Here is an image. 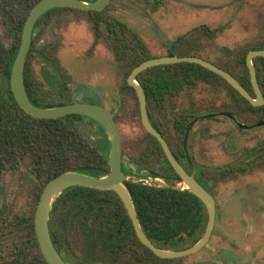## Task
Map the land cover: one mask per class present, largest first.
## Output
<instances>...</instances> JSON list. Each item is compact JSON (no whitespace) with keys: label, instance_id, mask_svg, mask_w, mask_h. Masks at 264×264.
<instances>
[{"label":"rangeland","instance_id":"obj_1","mask_svg":"<svg viewBox=\"0 0 264 264\" xmlns=\"http://www.w3.org/2000/svg\"><path fill=\"white\" fill-rule=\"evenodd\" d=\"M155 2L113 0L107 7L109 15L125 21L139 33L151 56L164 55L168 42L193 30L197 57L209 58L238 75L244 70L243 62L250 44L256 40L264 44V0H160L159 8ZM21 14L24 15L23 12ZM203 25L211 30H221L210 36ZM235 30H241L242 35L239 37ZM34 34L30 67L41 96L45 99L53 96L58 100L54 95H60L51 90L53 88L43 78L45 62L40 53H44L60 63L65 97L78 101L87 99L88 94L83 91L90 85L100 99L88 98L89 101L114 111L122 135L125 160L133 159L142 167L156 170L162 160L153 161L152 157H158L157 153L148 157L146 146L154 145V141L142 124L136 94L125 87L130 66L116 58L106 33L96 40L88 14L57 10L41 20ZM0 35L6 45L12 44L14 36L1 12ZM190 41L192 47L195 46V40ZM185 49H174L173 52L187 55L195 50ZM237 109L231 89L219 81L214 84L199 81L192 91L169 98L164 109L159 105L150 107L153 118L163 125L177 146L181 143V135L177 134L175 126L182 119L179 114L238 111L239 121L249 125L257 121L251 112ZM84 124L88 133L98 129L88 119ZM80 129L83 132L82 126ZM189 148L195 163L213 178L221 168L249 160L248 151L256 149L258 154L264 153V126L242 130L223 115L216 119L205 118L192 129ZM153 183L185 187L178 181ZM40 186L41 180L35 178L33 161L27 155L17 168H8L0 175L1 208L9 213L28 211L32 192ZM212 189L217 218L211 240L201 251L183 257L175 264H264V164L244 174L218 177Z\"/></svg>","mask_w":264,"mask_h":264},{"label":"trees","instance_id":"obj_2","mask_svg":"<svg viewBox=\"0 0 264 264\" xmlns=\"http://www.w3.org/2000/svg\"><path fill=\"white\" fill-rule=\"evenodd\" d=\"M39 1L0 0V12L14 36L12 44L6 45L0 35V175L8 168H17L21 160L29 155L33 161V174L36 179L41 180L40 188L32 192L28 211L9 213L0 206V264H49L40 248L35 228V214L41 194L51 179L68 170L97 177L110 171V142L102 125L94 119L77 114L56 119L33 117L21 108L12 92L11 73L21 45L25 21ZM57 10H73L88 14L96 40L101 39L106 31L111 34L110 45L116 58L129 64V74L136 66L152 57L139 35L106 11L54 8L39 20ZM205 29L210 32L209 28ZM34 45L33 39L25 71L27 93L31 101L39 107H55L74 102L63 100L66 98L63 91L65 83L59 61L44 53H40L45 62L43 78L46 84L53 88L51 90L60 93V99L56 100L53 96L45 99L41 96L30 67ZM173 68L177 71L175 76L167 80V91H179L199 81L212 84L219 81L231 89L237 102V110L251 112L257 121L264 119V105L253 106L222 76L199 64L188 62L159 65L139 74L137 80L146 89L149 110L152 105L160 103L158 96L162 84L160 72ZM249 78L246 66L245 73L239 76L238 80L246 89L253 92V87L248 85ZM262 86L264 89V83ZM125 87L136 94L128 82ZM230 112L237 115L238 111ZM150 118L159 129L153 116L150 115ZM85 119L90 120L92 125H97L98 129L95 128V132L93 129L88 133L86 130L88 128L84 124ZM189 121L180 119L176 122V127L182 134L186 131ZM80 126L83 127V132ZM94 133L98 134L95 136ZM147 134L157 143L151 134ZM247 155L250 159L245 163L230 164L221 168L214 173L213 178L199 167V182L213 194L212 188L218 177L244 174L264 164V153L258 154V151L253 149L248 151ZM170 168L173 176L161 175L168 183L174 180L182 182L175 170ZM127 185L140 224L157 247L183 250L194 245L204 235L208 224L207 209L201 199L189 189L133 181ZM49 226L56 248L61 254L71 255L77 264H125L127 257L132 258L133 264H175L181 260L162 259L140 241L128 211L115 191L83 186L68 188L54 204Z\"/></svg>","mask_w":264,"mask_h":264},{"label":"water","instance_id":"obj_3","mask_svg":"<svg viewBox=\"0 0 264 264\" xmlns=\"http://www.w3.org/2000/svg\"><path fill=\"white\" fill-rule=\"evenodd\" d=\"M110 1L111 0H95L91 2H87L84 0H40L32 8L25 21L21 45L11 73L12 92L14 93V96L21 108L28 114L41 119H56L72 114L87 116L91 119H94L103 126L110 142L109 173L97 177L82 173L80 171L68 170L57 175L46 184L36 210L35 228L40 248L46 261L49 264H67L54 245L49 223L51 212L58 198L64 193L65 190L74 186L115 191L122 199L140 241L162 259H178L196 254L201 251L211 240L217 218L216 198L195 178L196 168L193 165L190 156L188 155L191 174H188L185 168L174 156L167 141L152 124L149 117L147 95L145 89L137 80L139 74L149 68L159 65L181 62L195 63L222 76L243 97L249 100L253 106H261L264 104V96L257 80V71L255 65L253 64V58L255 56H264V50L250 52L247 57V64L250 70L253 87L257 96L256 98H254L249 93V91L229 72L223 70L222 68L205 59L195 56L153 57L143 61L132 70L128 77V84L136 90L139 100L141 121L145 130L156 137L163 146L172 167L183 180L185 187L182 189H189L193 194L200 198L204 203L208 214V224L204 235L191 247L183 250H168L157 247L152 243V241L144 232L138 218L132 195L125 185L126 176L122 171V135L119 125L115 119L114 113L101 104L91 102H72L55 107H39L31 101L27 93L25 82L26 64L32 47L34 29L40 17L54 8H75L82 11H103L109 5ZM222 115L233 118V114L231 112H225ZM213 116L214 115H208L206 117L211 118ZM196 122L197 120L193 121L188 127L185 138L186 144L188 141L189 133ZM238 126L241 129H246L248 127L244 123H239ZM257 126H264V120L259 121L257 123Z\"/></svg>","mask_w":264,"mask_h":264},{"label":"flooded vegetation","instance_id":"obj_4","mask_svg":"<svg viewBox=\"0 0 264 264\" xmlns=\"http://www.w3.org/2000/svg\"><path fill=\"white\" fill-rule=\"evenodd\" d=\"M87 2H91V1H95V0H86ZM113 0L110 1V3L112 2ZM156 1L155 2V5H156V8H159L161 6V2L160 0H154ZM109 3V4H110ZM109 6V5H108ZM107 6V7H108ZM107 7L103 10V11H106L107 12ZM102 12V11H100ZM109 14V13H108ZM111 17L115 18V19H118L120 20L119 18L115 17V16H112L110 15ZM41 18V17H40ZM39 23L41 22V20H38ZM122 21V20H120ZM123 23L127 24L132 30H134L138 35L139 33L134 29L132 28L128 23H126L125 21H122ZM38 23V22H37ZM35 26V31H36V28L38 27L39 23ZM202 28L206 31L205 28H209L208 26L206 25H203ZM210 32H207V34H209L210 36H214L216 35L221 29H215V30H211L209 28ZM218 30V31H216ZM106 33V35L108 37H110L111 39V34L109 35V33L106 31L104 32ZM194 31L193 30H189L187 32H184V34L180 37H178L177 39L175 38L174 41H170L168 42L169 45L168 47L166 48V51H165V54L164 55H160V56H152L151 58L153 57H164V56H179V57H189V56H195L197 57V53H195L197 51V41L194 37H192ZM235 33H237L239 35V37L242 35V32L241 30L239 31H236L235 30ZM139 37L141 38V36L139 35ZM36 36L35 34L33 35V39L35 40ZM102 38V37H101ZM251 38H254V36ZM142 41L146 44L148 50H149V47L147 45V43L145 42V40L143 38H141ZM191 39H194L195 42V46L192 47V41H190ZM33 41V40H32ZM188 44V45H187ZM257 46L261 47V48H257ZM186 48L185 50H187V48L189 50H192V49H195L193 50L194 52L192 54H187V55H177L175 54L173 51L174 49L175 50H181V48ZM173 48V49H172ZM248 51H247V54H246V57H245V60L243 62L244 64V70L242 73L236 75L235 73H233L232 71H230L229 69H225L223 67H221L220 65L216 64L215 62L211 61L209 58H204V57H199V58H202V59H205L211 63H213L214 65L222 68L223 70H226L227 72H229L233 77H235L237 80H238V77L239 76H243V73H245V67L247 66L248 70H249V67H248V64H247V57L249 55L250 52H253V51H258V50H264V44H260V43H257V40L255 43H252L250 44V46L248 47ZM114 51V50H113ZM150 59V58H149ZM181 63H185V62H181ZM189 63V62H188ZM174 64H179V63H173V64H165V65H174ZM253 64L255 65V68H256V71H257V80H258V83H259V86L262 90V93H263V96H264V89H263V86L262 84L264 83V56H255L253 58ZM246 65V66H245ZM176 69H163V71L160 72V78H161V86L159 88V93H158V96H159V101L160 103L158 104L159 106H161L163 109L165 108V104H166V101L171 98V97H176L178 95H180L181 93H183L184 91H192L194 89V87L196 86V82L190 84V85H187L186 88L184 89H180L179 91H167L166 90V82L167 80L170 78V77H173L175 76V73H176ZM249 74H250V70H249ZM130 75V74H129ZM129 77V76H128ZM239 81V80H238ZM127 82H128V78H127ZM139 82V81H138ZM240 82V81H239ZM251 85L253 87V83H252V79H251V74H250V78H249V83L248 85ZM132 87V86H131ZM135 89V88H134ZM145 89V88H144ZM248 90V89H247ZM249 93L254 97L256 98V93H255V90H254V87H253V92L249 89L248 90ZM136 92V90H135ZM145 92H146V89H145ZM83 93H85V95L88 96V98H99V95L98 93L95 91V89H93L92 86L88 85L87 88L84 89ZM137 95V93H136ZM146 95H147V92H146ZM60 95H54V97L58 98V100L60 99L59 97ZM82 99L79 101L76 100V99H70V98H64L63 100L65 101H70V100H73L74 102H91L93 103L92 101H89L90 99ZM138 98V96H137ZM100 99V98H99ZM57 100V99H56ZM139 101V100H138ZM147 103H148V96H147ZM98 104V103H96ZM264 105V104H263ZM261 105V106H263ZM104 106V105H103ZM261 106H255V107H261ZM106 107V106H104ZM108 108V107H106ZM110 109V108H108ZM113 113L114 111L112 109H110ZM148 111H149V117L150 115L152 116V112L149 110L148 108ZM225 112H230V111H223V112H220V113H209V114H197L196 112H186L185 114H179L180 118L182 119H186V120H190L188 122V127L189 125L197 120L196 124L200 121V120H203V119H209V117H206L208 115H214L213 117H211V119H216V117L218 115H222L223 113ZM232 113V112H231ZM233 114V113H232ZM115 116V115H114ZM225 116V115H223ZM227 117V116H226ZM229 119H231L232 121H234L237 126L239 123H244V122H241L238 120L237 116L235 114H233V118H230V117H227ZM151 120V118H150ZM264 120V119H263ZM261 121V120H259ZM259 121H256L254 124L252 125H249V124H246L248 127L246 129H242V130H247V129H250L254 126H257V123ZM152 122V120H151ZM153 124V122H152ZM195 124V125H196ZM154 125V124H153ZM159 125V129H157L154 125V127L157 129V131L164 137V139L167 141L171 151L173 152L174 156L176 157V159L181 163V165L185 168V170L187 171L188 174H191V168H190V162H189V159H188V155L190 156L191 160H192V163L193 165L195 166L196 168V174H195V178L198 180V173H199V167H201L200 165L196 164L195 161H194V158L193 156L191 155L190 153V148H189V139H190V134H191V131L189 133V137H188V141H187V144L185 143V138H186V133H187V130H188V127L186 129V131L182 134L180 132V130L178 129V133L179 135H181V143L177 146L172 138L167 134V132L164 130L163 128V125L161 123L158 124ZM194 125V126H195ZM176 126V125H175ZM239 127V126H238ZM241 129V128H240ZM148 133V132H147ZM150 134V133H149ZM153 136V135H152ZM154 137V136H153ZM157 141L154 142V145L153 144H148L146 147H147V152H148V157L150 158V156H152L153 154L157 153L158 157H152L153 161H161V164L159 165V167L155 170V169H152V168H146V167H142L139 163H135L133 159H130V161H126L125 160V154H124V151L122 149V153H123V158H122V171L124 172L125 176H126V180H125V185L127 186V188L129 189L127 183L128 182H142V183H145V184H149V185H155V181H161V182H167L166 178H164L162 175H167V176H173V172L171 170L170 167H172L167 155H166V152L163 148V146L161 145V143L158 141V139L156 137H154ZM173 168V167H172ZM174 169V168H173ZM175 170V169H174ZM176 172V171H175ZM177 173V172H176ZM160 174V175H158ZM162 174V175H161ZM181 178V177H180ZM182 179V178H181ZM172 182H177V181H172ZM183 183V180L182 182ZM130 191V190H129ZM211 193V192H210ZM214 195V194H213ZM54 208V207H53ZM53 211V210H52ZM52 214V212H51ZM50 220H51V217H50ZM128 242V241H127ZM55 245V244H54ZM58 250V249H57ZM59 251V250H58ZM60 253V252H59ZM61 254V253H60ZM61 256L63 257L64 261L67 263V264H77V261L71 257V255H65V254H61ZM125 264H133L132 263V258L131 257H127L126 260H125Z\"/></svg>","mask_w":264,"mask_h":264}]
</instances>
